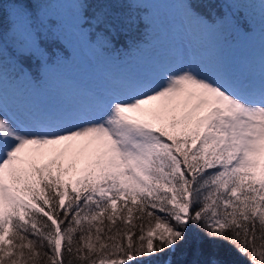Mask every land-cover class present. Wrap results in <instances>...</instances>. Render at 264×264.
<instances>
[{"label":"snow or ice","instance_id":"obj_1","mask_svg":"<svg viewBox=\"0 0 264 264\" xmlns=\"http://www.w3.org/2000/svg\"><path fill=\"white\" fill-rule=\"evenodd\" d=\"M257 31L264 0H0V264H264V43L221 46ZM74 55L107 87L52 94Z\"/></svg>","mask_w":264,"mask_h":264},{"label":"rangeland","instance_id":"obj_2","mask_svg":"<svg viewBox=\"0 0 264 264\" xmlns=\"http://www.w3.org/2000/svg\"><path fill=\"white\" fill-rule=\"evenodd\" d=\"M149 7L153 14L160 16L167 12L169 14L175 11V7L170 4L163 3H149ZM68 5L58 3L57 8L64 13ZM151 38V46L146 56L152 59L168 58L171 59L174 50L178 44V38L171 32L157 29ZM264 43V37L261 36L259 31L255 32L250 39L236 43L229 42L228 44L221 45L224 54L232 55H258L260 48ZM83 60L84 72L88 75L84 78L81 75L84 73H73L67 75L64 73L54 72L48 79V89L52 94H56L63 82L71 81L76 84L86 85L92 88L103 89L107 87V82L102 78L99 66L89 59L79 56ZM5 99L9 106H13L17 101L14 93L9 89L5 93Z\"/></svg>","mask_w":264,"mask_h":264},{"label":"trees","instance_id":"obj_3","mask_svg":"<svg viewBox=\"0 0 264 264\" xmlns=\"http://www.w3.org/2000/svg\"><path fill=\"white\" fill-rule=\"evenodd\" d=\"M57 4L58 3H51V4H47L45 5V7L50 11V13H52L53 15L56 16H60L62 15V11H60L57 8ZM149 3L148 4H144L142 5V7H146L149 8ZM5 7H9L8 5H5ZM151 10V9H150ZM85 70L83 68V60L78 56V55H74L73 59L71 61H69L64 67L60 68L59 70H57V72L59 73H64L67 75H71L73 73H83ZM88 74L86 72H84L81 77L84 78L85 76H87ZM197 246H203V247H209V242L204 240V238L194 232V231H190L189 232V239H188V244L186 245V247L188 248H195ZM230 251L231 255L229 257H227L228 259L231 260H235L238 262V264H244V262L242 261V258L239 257L234 251L228 249V246H222V251ZM131 264V262H130Z\"/></svg>","mask_w":264,"mask_h":264}]
</instances>
